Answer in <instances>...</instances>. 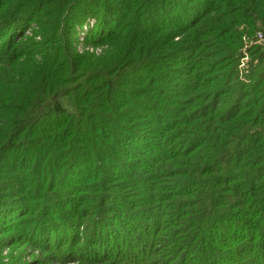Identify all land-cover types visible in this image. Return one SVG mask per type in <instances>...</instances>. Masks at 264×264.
Masks as SVG:
<instances>
[{
	"label": "rangeland",
	"instance_id": "374dc122",
	"mask_svg": "<svg viewBox=\"0 0 264 264\" xmlns=\"http://www.w3.org/2000/svg\"><path fill=\"white\" fill-rule=\"evenodd\" d=\"M61 1L0 0V264H249L227 244L264 236L232 193L264 158V11ZM11 66L56 76L8 119Z\"/></svg>",
	"mask_w": 264,
	"mask_h": 264
},
{
	"label": "trees",
	"instance_id": "16d2710c",
	"mask_svg": "<svg viewBox=\"0 0 264 264\" xmlns=\"http://www.w3.org/2000/svg\"><path fill=\"white\" fill-rule=\"evenodd\" d=\"M251 2L254 3V10L259 13V12H263L264 11V0H250ZM61 8L64 9L66 8L67 4H68V0L66 1H61ZM89 4V1L88 3ZM81 59L84 62H88L90 61V58L87 54H84L83 56H81ZM261 60H264V56H260ZM37 68V67H36ZM32 68L31 72H29V76L26 75V68L18 70L14 69L13 70V66H11L10 69H12L10 72L8 71V76L9 75H13L15 72V76H24V77H19L17 82H14V85H16V89L14 90L15 93L14 94H10L9 96H6V102L8 103V106L3 108L4 112V116L8 119L13 117L14 112H23L25 111L22 106L26 105V100L29 98L27 97V93L20 91L19 92V88L22 86L21 82L25 81L27 84H36V83H42L43 81L50 83L53 82V78L56 76L53 70H48V68H46L49 71V75L48 76H44V69H40V68ZM35 76H31L34 75ZM3 76H5L3 74ZM100 76H107L106 72L104 73H100ZM21 78L23 80H21ZM102 78V77H101ZM168 82L165 81V84H167ZM52 85V84H50ZM49 85V86H50ZM117 85H120V79L119 76H115L114 78L110 79L107 81V86L109 88H113ZM6 89L5 87L3 88V90ZM19 92V93H18ZM110 98H107V100ZM24 100V101H23ZM107 107L103 108V109H107ZM16 109V110H15ZM110 111V110H108ZM106 123H108L110 125H113V122L109 119L105 120ZM96 140H94L93 142H89V159H92V157L95 155V157H98L100 155H104V147L98 148L97 146L100 145V141H99V137H95ZM256 167L257 170H255L256 172H248L247 175H245V178L243 179L244 183L242 184L240 189H235L233 190L236 196L238 195V197H242V203L241 205L246 206V208L248 209V215L251 216V218H257L258 221L255 222V225H262L263 226V230L262 232L264 233V182L262 183V188H259L258 186H256V181H257V177L261 174L262 171H264V158H262V160L258 163L252 164ZM205 190L201 191V196L202 198H204V202L208 200V198H206V196L208 195L207 192H204ZM213 192H211L210 194H212ZM206 207V206H205ZM199 224V223H198ZM249 224V227L252 229L255 225L247 223L246 225ZM253 230V229H252ZM255 232H258V228L256 227L254 229ZM235 236V234H234ZM205 239H210V238H205ZM231 239V238H229ZM240 240V241H239ZM234 241H238L239 243H241L242 241H244L245 243H247V245H249V253L251 252V250H253V253L250 254V256L248 254H245V252H240V251H236L234 250L232 253V257H231V261L233 263H237L239 262L238 260L241 261H249V264H264V236L262 238H232L231 242H229L227 245H232L231 243ZM242 244V243H241ZM206 245L207 248V244L203 243V246ZM229 247V246H228ZM210 256H206L204 259L209 260ZM223 261V260H222ZM225 262V261H224ZM228 263V262H227Z\"/></svg>",
	"mask_w": 264,
	"mask_h": 264
}]
</instances>
